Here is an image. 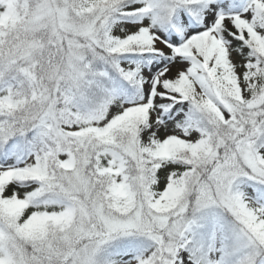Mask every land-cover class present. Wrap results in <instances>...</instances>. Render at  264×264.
<instances>
[{
	"label": "snow or ice",
	"instance_id": "obj_1",
	"mask_svg": "<svg viewBox=\"0 0 264 264\" xmlns=\"http://www.w3.org/2000/svg\"><path fill=\"white\" fill-rule=\"evenodd\" d=\"M0 264H264V0H0Z\"/></svg>",
	"mask_w": 264,
	"mask_h": 264
}]
</instances>
